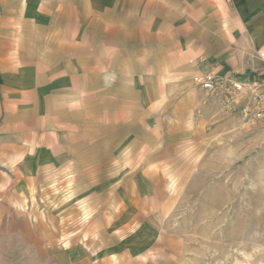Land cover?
Returning a JSON list of instances; mask_svg holds the SVG:
<instances>
[{
  "label": "crops",
  "instance_id": "crops-1",
  "mask_svg": "<svg viewBox=\"0 0 264 264\" xmlns=\"http://www.w3.org/2000/svg\"><path fill=\"white\" fill-rule=\"evenodd\" d=\"M0 14V77L16 87L0 126L9 155L36 176L93 175L57 200L69 197L84 207L74 219L87 213L107 228L158 180L127 166L131 175L115 186L111 158L156 157L143 144L162 142L163 131L174 140L191 103L219 110L194 87L195 75L264 76V0H0Z\"/></svg>",
  "mask_w": 264,
  "mask_h": 264
},
{
  "label": "rangeland",
  "instance_id": "rangeland-1",
  "mask_svg": "<svg viewBox=\"0 0 264 264\" xmlns=\"http://www.w3.org/2000/svg\"><path fill=\"white\" fill-rule=\"evenodd\" d=\"M2 26L7 23L0 21L5 40ZM2 49L5 68L7 46ZM194 87L219 110L191 103L190 118L176 125L174 140L166 141L163 131L162 142L143 144L156 157L111 158L110 167L119 168L110 175L115 186L131 175L123 170L127 166L141 165L144 177L158 180L148 185L150 196L143 187L141 206L120 214L118 228L102 223L104 232L87 213L74 219L75 209L84 207L70 206L67 196L57 200L70 187L85 188L93 175L42 169L31 174L22 159L12 161L0 129V264H264V123L245 124ZM15 88L0 77V126ZM170 110H161L158 118Z\"/></svg>",
  "mask_w": 264,
  "mask_h": 264
},
{
  "label": "built area",
  "instance_id": "built-area-1",
  "mask_svg": "<svg viewBox=\"0 0 264 264\" xmlns=\"http://www.w3.org/2000/svg\"><path fill=\"white\" fill-rule=\"evenodd\" d=\"M193 84L215 97L226 113H237L245 124L264 123V76L238 80L205 72L195 75Z\"/></svg>",
  "mask_w": 264,
  "mask_h": 264
}]
</instances>
